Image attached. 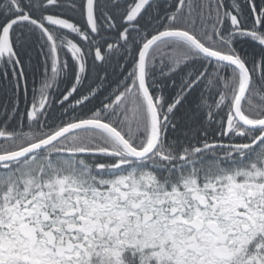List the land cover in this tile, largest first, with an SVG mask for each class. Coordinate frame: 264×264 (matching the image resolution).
I'll return each instance as SVG.
<instances>
[{"label":"snow or ice","instance_id":"1","mask_svg":"<svg viewBox=\"0 0 264 264\" xmlns=\"http://www.w3.org/2000/svg\"><path fill=\"white\" fill-rule=\"evenodd\" d=\"M0 264H264V0H0Z\"/></svg>","mask_w":264,"mask_h":264}]
</instances>
